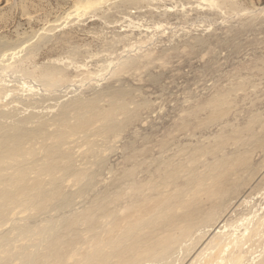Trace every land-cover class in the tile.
<instances>
[{
	"label": "rangeland",
	"instance_id": "374dc122",
	"mask_svg": "<svg viewBox=\"0 0 264 264\" xmlns=\"http://www.w3.org/2000/svg\"><path fill=\"white\" fill-rule=\"evenodd\" d=\"M44 75L58 89H45ZM0 89L4 124L24 125L33 114L26 126L55 132L75 160L94 153L90 182L102 190L115 180L105 194H122L128 206L140 195L132 182L157 176L159 160L176 165L181 150L264 118V0H0ZM93 101L114 109L117 123L103 134L99 127L89 140L72 138L51 121ZM250 153L263 173V149ZM251 182L241 193L255 197L264 219V176ZM248 212L237 208L229 219ZM255 245L239 264L264 261V237Z\"/></svg>",
	"mask_w": 264,
	"mask_h": 264
},
{
	"label": "bare ground",
	"instance_id": "6f19581e",
	"mask_svg": "<svg viewBox=\"0 0 264 264\" xmlns=\"http://www.w3.org/2000/svg\"><path fill=\"white\" fill-rule=\"evenodd\" d=\"M42 78L45 89L56 88V81ZM109 106L117 104L112 100ZM113 111L93 101L73 112L63 109L51 121L64 126L67 136L89 140L97 128L103 134L116 125ZM20 122L0 120V264H239L244 249L263 240L264 219L254 214L253 197L241 193L255 176H264L250 162L252 149L264 151V134L256 130L264 126L259 115L223 141L181 150L176 165L159 160L157 176L132 182L140 195L128 206L122 194H105L115 180L101 182L102 190L90 182L94 153L75 160L55 132ZM230 141L234 147L227 150ZM90 190L91 199L76 200L75 193ZM242 207L250 217L230 220Z\"/></svg>",
	"mask_w": 264,
	"mask_h": 264
}]
</instances>
